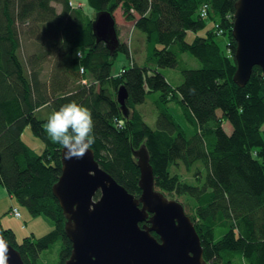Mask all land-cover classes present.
<instances>
[{
	"label": "trees",
	"instance_id": "16d2710c",
	"mask_svg": "<svg viewBox=\"0 0 264 264\" xmlns=\"http://www.w3.org/2000/svg\"><path fill=\"white\" fill-rule=\"evenodd\" d=\"M70 1L0 0V183L31 214L53 221L49 232L20 242L12 229L0 227L4 238L25 264L36 263L39 253L59 240L57 264L70 256L72 242L52 185L61 174L65 141L85 136L100 167L136 197L140 170L132 149H147L155 187L167 196L195 199L191 220L207 263L233 264L242 256L246 264H264V75L254 66L243 87L233 81L236 0H87L95 13L108 10L113 15L119 7L151 44L145 63L112 77L118 54L128 52L126 44L119 40L111 52L105 42H97L93 19H84ZM54 2L61 4L59 11ZM202 3L213 10L205 18L198 10ZM218 29L229 37L227 51L216 41ZM191 31L196 34L188 40ZM22 34L39 48V43L47 44L29 58V67L19 53ZM184 53L201 67H187ZM51 56V75L45 79L43 63ZM79 64L86 71L82 78L90 77L87 84L80 81ZM162 68H178L181 82H168ZM122 84L128 92L126 116L116 98ZM153 91L158 92V118L151 127L136 106ZM170 102L180 105L193 127L191 136L175 122ZM113 119L121 121L120 128ZM27 125L43 142L41 152L21 139ZM178 162L203 166L204 183H182L171 173Z\"/></svg>",
	"mask_w": 264,
	"mask_h": 264
},
{
	"label": "water",
	"instance_id": "95a60500",
	"mask_svg": "<svg viewBox=\"0 0 264 264\" xmlns=\"http://www.w3.org/2000/svg\"><path fill=\"white\" fill-rule=\"evenodd\" d=\"M92 32L111 52L118 48L110 11L95 13ZM231 34L236 42L233 81L243 87L254 66L264 75V0L235 1ZM127 97L122 84L116 98L125 116ZM133 154L140 170L137 197L100 167L85 136L65 141L61 174L52 185L66 219L65 233L72 242L71 254L63 264H209L183 206L155 188L147 149L141 146ZM142 221L148 224L140 226ZM0 264H25L1 231Z\"/></svg>",
	"mask_w": 264,
	"mask_h": 264
},
{
	"label": "rangeland",
	"instance_id": "374dc122",
	"mask_svg": "<svg viewBox=\"0 0 264 264\" xmlns=\"http://www.w3.org/2000/svg\"><path fill=\"white\" fill-rule=\"evenodd\" d=\"M76 8L79 9V13L85 19L88 17L94 19L95 12L89 7L87 0H71ZM57 11L60 10V5L57 2H54ZM53 3V4H54ZM113 17L115 19L116 29L118 30L120 42L127 43L128 49L131 51V56H127L124 52H120L113 62L111 77L117 75L125 67H129L132 64L138 63L143 64L147 60V57L151 54V44L147 42L146 35L139 29H134L133 22L129 21L122 14L120 8H117L113 12ZM195 32L189 33L187 39L191 40L195 35ZM229 40L228 35L223 32H220L216 36V41L219 44L220 48L224 51H227L228 46L227 42ZM43 46H39L31 39L26 38L23 34L21 35V45H20V57L22 62H24L29 67V58L31 59L35 52L44 50L47 48L46 43H39ZM49 47V46H48ZM38 53H42L41 51ZM186 62V66L189 68H199L201 64L199 61L191 56L188 53H184L181 56ZM52 56L47 57L46 61L43 63L42 78L48 79L51 75V66H52ZM164 74L168 82H171L173 85L179 84L182 80V76L178 68H162L160 69ZM80 76V81L83 79ZM78 76V77H79ZM87 80V78H86ZM88 82H90V77H88ZM87 84V83H86ZM158 98V92L153 91L146 95L145 101L142 104L136 106L141 114L144 117L145 122L154 127L156 120L158 118V108L156 107L155 100ZM169 112L172 114L175 122H177L181 128L185 131L186 135L189 137L193 134V127L185 120L182 109L178 103L170 102L167 104ZM48 113V110L45 111ZM120 123L121 121H117ZM226 131L230 132L231 128L227 122L223 123ZM262 128L264 129V120L262 122ZM21 139L23 142L33 149L35 152H41L44 144L41 139L35 136L31 130L30 125H27L21 134ZM91 148V147H90ZM92 149V148H91ZM134 156V155H133ZM135 160L137 158L134 156ZM171 173L177 174L179 180L182 183H186L192 186L199 187L204 183L205 179V168L203 166H186L183 162H178L176 165L171 167ZM156 188V187H155ZM157 189V188H156ZM141 190V189H140ZM158 190V189H157ZM161 191V190H160ZM165 194V193H164ZM167 196V195H166ZM169 199H174L178 201L185 211V213L190 217H195L196 211V201L193 197L188 195H175L170 194L167 196ZM15 206L21 213L20 218H16L11 212L10 209ZM146 221H142L140 226H142ZM147 223V222H146ZM148 224V223H147ZM0 227L1 228H10L15 233V239L17 242H20L21 239L29 234H34L35 236H41L49 232L53 228V221L43 214L33 215L29 210L21 204L16 198L11 197L7 194L6 189L0 183ZM152 234H156L152 232ZM157 235V234H156ZM155 236V235H154ZM158 236V235H157ZM156 237V236H155ZM157 238V237H156ZM159 238V236H158ZM61 247V241H56L51 244L49 248L44 249L39 253L37 262L40 264H57L59 257V250ZM16 249V248H15ZM233 264H246L242 256H236L233 259Z\"/></svg>",
	"mask_w": 264,
	"mask_h": 264
},
{
	"label": "bare ground",
	"instance_id": "6f19581e",
	"mask_svg": "<svg viewBox=\"0 0 264 264\" xmlns=\"http://www.w3.org/2000/svg\"><path fill=\"white\" fill-rule=\"evenodd\" d=\"M207 3V2H206ZM207 6H208V8H207V10H208V12H213V10H212V7H211V5H209V4H206ZM117 8H119V7H117ZM116 8V9H117ZM115 9V10H116ZM228 17V16H227ZM189 33H191V32H189ZM126 44V46H127V50H128V52H127V56H131V51L128 49V44L127 43H125ZM79 51H80V49H76L75 50V55L76 56H80V53H79ZM78 73L82 76V75H84L85 73H86V71H85V68L82 66V65H80L79 64V67H78ZM83 79H85V78H83ZM82 84H84V83H82ZM119 88V87H118ZM118 90V89H117ZM118 119V118H117ZM113 122L114 123H117L114 119H113ZM228 123V122H227ZM228 125L230 126V124L228 123ZM117 127L118 128H120V125L117 123ZM142 145H140L139 147H141ZM139 147H137V148H133L132 149V154H133V152L135 151V150H137ZM134 155V154H133ZM173 166V165H172ZM177 175V174H176ZM95 196H96V194H95ZM19 211V210H18ZM20 212V211H19ZM25 237H30V238H38V236H35L34 234H29V235H26V236H24L23 238H25ZM23 238L21 239V241L23 240ZM61 246H62V243H61ZM60 249H61V247H60ZM60 251V250H59ZM34 264H40V262L38 261V262H36V263H34Z\"/></svg>",
	"mask_w": 264,
	"mask_h": 264
},
{
	"label": "built area",
	"instance_id": "2783aa9c",
	"mask_svg": "<svg viewBox=\"0 0 264 264\" xmlns=\"http://www.w3.org/2000/svg\"><path fill=\"white\" fill-rule=\"evenodd\" d=\"M69 4L72 5L73 3L70 2ZM207 8H208V6H207L205 3H202L201 5H199L198 10H199V13H200V16H201V17H203V18L207 17V15H208V10H207ZM215 25L218 26V24H215ZM219 29H221V28H219ZM219 29H218V31H217L218 34H219V32H222V31H219ZM123 71H124V69L121 70V72H123ZM81 83L86 84V83H87V80H86V79H82V80H81ZM10 212H11L16 218H20V217H21V213L18 211V208L15 207V206H13V207L10 209Z\"/></svg>",
	"mask_w": 264,
	"mask_h": 264
},
{
	"label": "crops",
	"instance_id": "0c3cea01",
	"mask_svg": "<svg viewBox=\"0 0 264 264\" xmlns=\"http://www.w3.org/2000/svg\"><path fill=\"white\" fill-rule=\"evenodd\" d=\"M7 192V191H6ZM8 194V193H7ZM9 195V194H8Z\"/></svg>",
	"mask_w": 264,
	"mask_h": 264
}]
</instances>
